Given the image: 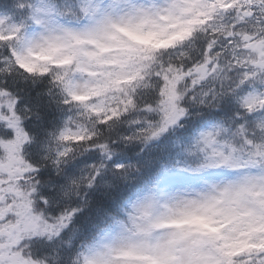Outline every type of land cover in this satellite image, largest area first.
I'll list each match as a JSON object with an SVG mask.
<instances>
[{
    "label": "snow or ice",
    "instance_id": "obj_1",
    "mask_svg": "<svg viewBox=\"0 0 264 264\" xmlns=\"http://www.w3.org/2000/svg\"><path fill=\"white\" fill-rule=\"evenodd\" d=\"M0 264H264V0H0Z\"/></svg>",
    "mask_w": 264,
    "mask_h": 264
},
{
    "label": "clouds",
    "instance_id": "obj_2",
    "mask_svg": "<svg viewBox=\"0 0 264 264\" xmlns=\"http://www.w3.org/2000/svg\"><path fill=\"white\" fill-rule=\"evenodd\" d=\"M196 16H190L187 18V20H191L193 18H195ZM182 27H186V25L184 24H177V27L175 28H167L164 31H145L142 34H139L137 36V40L139 41L138 43H136L134 46L139 47V48H146L147 46H150L151 44H155L157 42H161V41H165L167 40L173 32H177L180 30V28ZM122 39H124L125 41L129 42V43H133V41L129 40L128 37H122ZM156 50H161V49H156ZM166 50V49H164Z\"/></svg>",
    "mask_w": 264,
    "mask_h": 264
},
{
    "label": "trees",
    "instance_id": "obj_3",
    "mask_svg": "<svg viewBox=\"0 0 264 264\" xmlns=\"http://www.w3.org/2000/svg\"><path fill=\"white\" fill-rule=\"evenodd\" d=\"M201 23V21L193 22L189 30L185 31L187 27H182L180 28L179 31L173 32L172 35L165 41L157 42L155 44H151L150 46H147L146 50H156V49H167L172 47L174 44H176L179 41L185 40L190 34L194 26L198 25ZM185 25V24H184ZM172 28V27H170ZM24 67L28 70H31V67L29 65H24Z\"/></svg>",
    "mask_w": 264,
    "mask_h": 264
},
{
    "label": "rangeland",
    "instance_id": "obj_4",
    "mask_svg": "<svg viewBox=\"0 0 264 264\" xmlns=\"http://www.w3.org/2000/svg\"><path fill=\"white\" fill-rule=\"evenodd\" d=\"M81 167H83V166H81Z\"/></svg>",
    "mask_w": 264,
    "mask_h": 264
}]
</instances>
